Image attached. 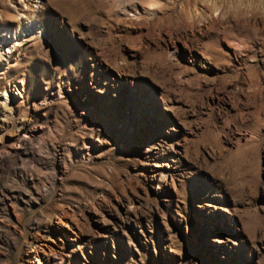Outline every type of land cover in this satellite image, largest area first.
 Segmentation results:
<instances>
[{
	"label": "rangeland",
	"instance_id": "rangeland-1",
	"mask_svg": "<svg viewBox=\"0 0 264 264\" xmlns=\"http://www.w3.org/2000/svg\"><path fill=\"white\" fill-rule=\"evenodd\" d=\"M0 264H264V0H0Z\"/></svg>",
	"mask_w": 264,
	"mask_h": 264
},
{
	"label": "bare ground",
	"instance_id": "bare-ground-1",
	"mask_svg": "<svg viewBox=\"0 0 264 264\" xmlns=\"http://www.w3.org/2000/svg\"><path fill=\"white\" fill-rule=\"evenodd\" d=\"M32 16H30L28 13H27V16L25 15V18H24V20L21 22V24H19L15 29H8L7 27L5 28H2V29H0V33H7V35H15V34H17L18 33V31L19 32H21V33H25L26 34V32H30V31H32L33 29H37L38 28V26H36L37 25V23L35 24L32 20V18H31Z\"/></svg>",
	"mask_w": 264,
	"mask_h": 264
}]
</instances>
